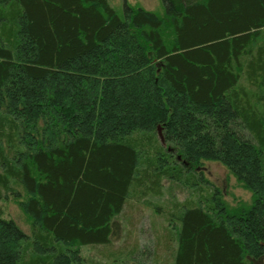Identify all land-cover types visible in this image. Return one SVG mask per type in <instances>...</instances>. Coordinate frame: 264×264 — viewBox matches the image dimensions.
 Returning a JSON list of instances; mask_svg holds the SVG:
<instances>
[{"label": "trees", "instance_id": "obj_1", "mask_svg": "<svg viewBox=\"0 0 264 264\" xmlns=\"http://www.w3.org/2000/svg\"><path fill=\"white\" fill-rule=\"evenodd\" d=\"M161 1L121 16L108 0H0V201L32 231L0 217V264H80L121 236L131 199L169 184L195 196L155 206L170 264L264 260V0ZM205 162L251 203L226 202Z\"/></svg>", "mask_w": 264, "mask_h": 264}, {"label": "rangeland", "instance_id": "obj_2", "mask_svg": "<svg viewBox=\"0 0 264 264\" xmlns=\"http://www.w3.org/2000/svg\"><path fill=\"white\" fill-rule=\"evenodd\" d=\"M110 5L124 16L125 5L144 8L158 15H163L164 8L161 0H108ZM162 132V130L160 131ZM1 171V169H0ZM205 177L217 186L223 193L224 199L231 206L238 203L250 204L252 194L246 191L236 178L218 162H205L202 168ZM180 186L166 185L164 195L148 199L147 202L131 199L122 219L123 230L121 236L111 245L85 246L81 248L82 262L80 264H121L128 261L129 254L134 250H155V254L148 256L147 264H170L174 244L167 240L168 221L166 216L156 213L155 206L170 210L173 201L183 202L187 198L194 199ZM151 204H147L150 203ZM0 217L14 220L28 235L31 234V221L14 200L0 201ZM256 264H264V260Z\"/></svg>", "mask_w": 264, "mask_h": 264}]
</instances>
